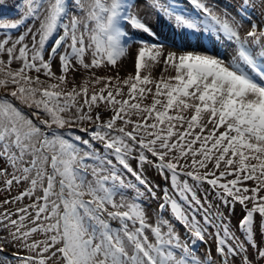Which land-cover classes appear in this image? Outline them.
I'll use <instances>...</instances> for the list:
<instances>
[{
  "label": "snow or ice",
  "instance_id": "6c2138e0",
  "mask_svg": "<svg viewBox=\"0 0 264 264\" xmlns=\"http://www.w3.org/2000/svg\"><path fill=\"white\" fill-rule=\"evenodd\" d=\"M15 7L0 264H264V0Z\"/></svg>",
  "mask_w": 264,
  "mask_h": 264
},
{
  "label": "rangeland",
  "instance_id": "374dc122",
  "mask_svg": "<svg viewBox=\"0 0 264 264\" xmlns=\"http://www.w3.org/2000/svg\"><path fill=\"white\" fill-rule=\"evenodd\" d=\"M21 2V0H7V4L6 6H0V17H10V18H17L18 13L16 11V7L15 5L19 4ZM12 7H15L14 9H11ZM12 67L15 69L16 67H18V65L16 63H13ZM129 72H134L132 63L128 60L124 61V67L120 70V75L122 77L127 76V74ZM57 74H59L57 72ZM97 74L98 75H104L105 72L103 70H97ZM109 75H111L112 73H108ZM154 75H159V69L154 71ZM41 79H44V77H41ZM79 77H77V82H79ZM146 104H150L151 103V97L149 96L148 99L145 100ZM25 111H28V109H25ZM231 178V177H229ZM248 185H252L251 181L247 182ZM27 199L25 200V203H27Z\"/></svg>",
  "mask_w": 264,
  "mask_h": 264
}]
</instances>
